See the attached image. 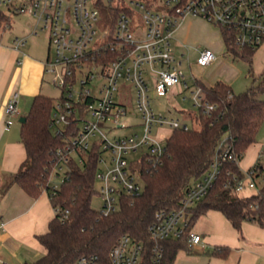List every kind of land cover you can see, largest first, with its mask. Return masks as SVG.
Masks as SVG:
<instances>
[{
	"label": "built area",
	"instance_id": "2783aa9c",
	"mask_svg": "<svg viewBox=\"0 0 264 264\" xmlns=\"http://www.w3.org/2000/svg\"><path fill=\"white\" fill-rule=\"evenodd\" d=\"M101 3L121 9L112 18L113 22L102 18ZM0 11L33 17L29 34L46 31L49 36L43 72L60 89V97L51 112V127L56 135L72 127L75 132L57 150L58 163L49 183L53 188L58 187L65 178L69 160L74 158L82 163L79 154L97 145L100 155L95 173V181L99 182L96 194L103 216L118 209L121 197L141 192L138 164L143 159L158 161L165 154L164 143L171 132L190 128L176 118L156 112L151 102L152 94L162 98L182 94L196 86L193 85L196 79L184 73L181 61L175 56L173 33L180 21L192 16L221 31L227 30L240 49H254L264 43V0H0ZM137 18L141 23H133ZM26 43L27 37H16L13 47L19 49ZM181 51L182 58L188 60V47L183 45ZM215 59L213 51L203 49L198 53L196 65L205 67ZM125 87L133 92L131 102L139 115V123L132 126L139 127L140 132L110 139L113 131L132 127L125 119L134 113L129 101L123 100ZM198 89L200 93L194 95L198 111L209 114L215 106ZM18 96V92H13L5 103L4 130L12 126L13 117L18 113ZM262 159L264 151L259 153L255 164ZM235 160L231 145L222 142L206 173L185 190L180 207L154 213L148 226L151 238L162 241L185 235L187 210L208 193L220 175L222 164ZM255 164L242 172L241 180H236V193L257 191V181L264 180V172L256 177ZM63 169L60 183H53L51 176L58 177ZM53 211L54 215L60 213L62 219L68 214L58 208ZM3 228L0 221V231ZM187 241L192 247L201 243V237L189 230ZM141 251L140 243L121 235L109 250L107 263L90 254L79 257L75 264H138ZM152 251L158 261L161 249Z\"/></svg>",
	"mask_w": 264,
	"mask_h": 264
},
{
	"label": "trees",
	"instance_id": "16d2710c",
	"mask_svg": "<svg viewBox=\"0 0 264 264\" xmlns=\"http://www.w3.org/2000/svg\"><path fill=\"white\" fill-rule=\"evenodd\" d=\"M120 10L110 4L99 5L102 18L111 22ZM7 20L8 16L0 11V22ZM221 33L224 57L245 62L248 74L252 75V58L257 48L240 49L234 45L227 30ZM193 85L201 89L206 101L215 109L204 115L198 111L190 117L195 127L186 131L173 130L165 140V154L158 161L143 159L137 166L142 180L141 192L121 197L118 209L107 216L91 207V200L96 195L94 182L100 155L97 145L79 154L82 163L74 158L69 160L65 178L58 187L53 188L49 183L58 163L57 150L75 132L72 127L56 135L51 127L55 99L41 93L32 99L27 114L22 117L24 122L19 124L26 159L13 174L12 183L33 199L45 192L53 209L68 214L65 219L60 213L55 214L47 231L35 236L44 253L23 264H75L79 257L90 254L107 263L109 250L121 235L142 245L138 264H173L179 250L190 248L187 235L195 220L210 210L220 212L239 233L244 222L264 227V180L259 179L257 191L249 195L234 191L236 180L244 176L238 164L245 151L256 142V134L264 120V100L261 98L264 95V67L257 78H252L250 87L238 94L220 81L207 86L196 80ZM222 142L231 145L236 160L222 164L220 175L208 193L187 210L185 235L155 241L148 232L154 213L180 207L185 190L206 173ZM255 166L256 177H259L264 169L260 163ZM153 248L161 249L158 261L154 259ZM227 252L228 248H216L211 254L225 258Z\"/></svg>",
	"mask_w": 264,
	"mask_h": 264
},
{
	"label": "crops",
	"instance_id": "0c3cea01",
	"mask_svg": "<svg viewBox=\"0 0 264 264\" xmlns=\"http://www.w3.org/2000/svg\"><path fill=\"white\" fill-rule=\"evenodd\" d=\"M187 18L204 26L200 18L186 16L174 29L172 42L177 50L175 56L181 64L190 57V48L180 41L184 36V21ZM14 39H9L5 43L0 41V221L4 224L3 230L0 231V264H23L43 255L44 249L35 236L45 233L49 221L54 217L53 208L45 192L33 199L12 183V176L25 161L26 152L20 141V125L19 128L12 125L8 130H4L5 103L13 92H18L17 110L20 102H22V110L36 95L42 94L45 76L43 64L47 60L24 53L26 44L15 49ZM183 45L188 47V60L182 58ZM223 50L222 40V57H224ZM195 52L198 56L199 51ZM215 55L216 59L211 63L212 66L220 64L221 59L216 53ZM216 82L219 81L207 86H212ZM220 82L230 86L225 78ZM174 92L175 89L172 90V93ZM261 98L264 100V95ZM262 151H264V120L256 134V142L245 151L239 162V169L242 172L249 170L257 162L258 155ZM259 163L264 169V159ZM252 192L247 190L242 195H249ZM193 224L190 231L201 237V243L190 248L200 252L207 250L211 253L216 248H228L227 257L219 258L210 253L203 258V263L264 264V227L244 222L239 233L220 212L213 210L199 216Z\"/></svg>",
	"mask_w": 264,
	"mask_h": 264
},
{
	"label": "rangeland",
	"instance_id": "374dc122",
	"mask_svg": "<svg viewBox=\"0 0 264 264\" xmlns=\"http://www.w3.org/2000/svg\"><path fill=\"white\" fill-rule=\"evenodd\" d=\"M8 16L7 22H0V41L5 43L9 39L21 38L27 36V43L24 46V53L39 57L40 59H46L49 53V36L46 31H40L36 35H30L32 30L31 25L34 23V18L27 14H12ZM199 19V18H197ZM204 26L198 22H192L190 19H185V30L183 39L180 41L190 48V57L188 61H184L181 64L182 70L187 76L193 75L199 82L208 85L215 81H220L225 78L229 81L233 93L238 94L247 90L250 87L252 78H257V75L261 73L264 67V43H262L255 51L252 58V75L248 74V66L242 61H233L230 58L222 57V33L218 27H213L204 20ZM141 23L139 18L134 19L133 23ZM208 25H206V24ZM206 25V27H205ZM211 49L217 54L219 65L212 66L211 64L201 67L195 65L196 53L195 51H201L203 49ZM224 51V50H223ZM229 65V66H228ZM53 78L49 74H45L43 80L42 94L52 98L58 99L60 97V89L52 83ZM130 87L129 85H125ZM128 87H125V92H122L123 100L129 101V106L133 110V116L125 117L128 125H134L139 123V115L137 114L133 102V92ZM124 90V86L121 87ZM131 88V87H130ZM193 92V93H191ZM200 93L198 86L190 87L182 94L168 95L167 97L158 98L155 95H151L152 106L156 112H160L168 117L176 118L181 123H186L190 127H195L194 121H191L190 117L198 113V105L194 100V95ZM26 104V103H25ZM31 100L27 103L26 107L21 110L22 102L18 105L19 112L13 117V126L19 128L18 119L27 114ZM24 107V106H23ZM169 112L171 113L169 115ZM135 132H140L139 127H128L126 129H117L109 136L112 139L113 136L118 135H130ZM106 156V154H104ZM133 156H131L132 158ZM63 169L58 177L51 176L53 183L59 184L64 173ZM95 190L99 187V182H94ZM244 193L247 190L243 191ZM91 207L94 210L99 211L101 208V201L96 194L91 200ZM194 225V224H193ZM192 225V227H193ZM211 251L205 250L200 252L199 250L189 248L188 250H179L176 254V258L173 264H205L203 258L210 255ZM10 264V263H9Z\"/></svg>",
	"mask_w": 264,
	"mask_h": 264
},
{
	"label": "water",
	"instance_id": "95a60500",
	"mask_svg": "<svg viewBox=\"0 0 264 264\" xmlns=\"http://www.w3.org/2000/svg\"><path fill=\"white\" fill-rule=\"evenodd\" d=\"M18 122H19V124L23 123L24 122V118L18 119Z\"/></svg>",
	"mask_w": 264,
	"mask_h": 264
}]
</instances>
